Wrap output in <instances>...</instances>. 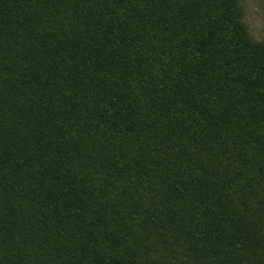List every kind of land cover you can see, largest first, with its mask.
<instances>
[{"label":"trees","instance_id":"obj_1","mask_svg":"<svg viewBox=\"0 0 264 264\" xmlns=\"http://www.w3.org/2000/svg\"><path fill=\"white\" fill-rule=\"evenodd\" d=\"M244 0H0V264H264V39Z\"/></svg>","mask_w":264,"mask_h":264},{"label":"rangeland","instance_id":"obj_2","mask_svg":"<svg viewBox=\"0 0 264 264\" xmlns=\"http://www.w3.org/2000/svg\"><path fill=\"white\" fill-rule=\"evenodd\" d=\"M246 22L252 34L264 39V0H244Z\"/></svg>","mask_w":264,"mask_h":264}]
</instances>
